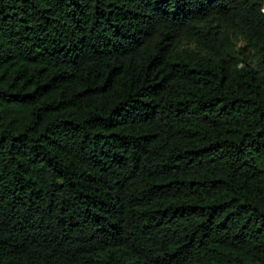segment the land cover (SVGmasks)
I'll use <instances>...</instances> for the list:
<instances>
[{
	"label": "trees",
	"instance_id": "1",
	"mask_svg": "<svg viewBox=\"0 0 264 264\" xmlns=\"http://www.w3.org/2000/svg\"><path fill=\"white\" fill-rule=\"evenodd\" d=\"M0 264H264V0H0Z\"/></svg>",
	"mask_w": 264,
	"mask_h": 264
}]
</instances>
